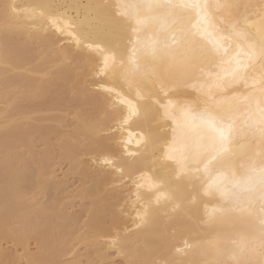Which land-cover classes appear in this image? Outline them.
<instances>
[{"label": "bare ground", "instance_id": "6f19581e", "mask_svg": "<svg viewBox=\"0 0 264 264\" xmlns=\"http://www.w3.org/2000/svg\"><path fill=\"white\" fill-rule=\"evenodd\" d=\"M58 162L82 214L43 201ZM8 239L27 264H264V0H0Z\"/></svg>", "mask_w": 264, "mask_h": 264}, {"label": "rangeland", "instance_id": "374dc122", "mask_svg": "<svg viewBox=\"0 0 264 264\" xmlns=\"http://www.w3.org/2000/svg\"><path fill=\"white\" fill-rule=\"evenodd\" d=\"M44 147L40 146L38 150H42ZM69 166L67 164H60L54 168V174L51 177L50 187H48V191L44 196V202H49L52 199H58L63 201L65 204H68L71 208V213L78 215L81 211L88 207L89 203L87 199H81L76 197L77 191L80 189L81 186L84 184V178L80 176H73L67 175V171ZM55 185V186H54ZM87 186L89 183L86 184ZM57 186V187H56ZM57 191V192H56ZM63 191V192H62ZM63 199V200H61ZM82 214V213H81ZM86 221L87 218L85 217L77 226H73L72 230H76L78 228H82L78 234L75 236H79L81 233L85 232L86 230ZM71 253L64 257V261L67 263H72L74 260L82 259L83 261L86 260V257L92 254V250H88L85 245L80 243L78 240L71 241ZM29 251L31 253H37L38 249L34 241L30 242ZM0 252H5L4 255L6 259H8L9 264H27V261L24 259V252L20 246L15 245L10 239L0 242ZM91 253V254H90ZM10 255V256H9ZM87 255V256H86ZM76 256V258H75ZM8 257V258H7ZM74 257V258H73ZM121 259L113 258L109 262H96L97 264H123Z\"/></svg>", "mask_w": 264, "mask_h": 264}, {"label": "snow or ice", "instance_id": "6c2138e0", "mask_svg": "<svg viewBox=\"0 0 264 264\" xmlns=\"http://www.w3.org/2000/svg\"><path fill=\"white\" fill-rule=\"evenodd\" d=\"M65 27H69L67 21H65ZM62 30L63 29H61L57 25V31H62ZM77 43H79V41H77ZM88 47H92V46L88 45ZM111 61H112V57L109 55H105L104 67L107 68L110 65ZM238 69H239V63L237 62V69L235 70H238ZM105 91H112V89L105 88ZM129 112L130 114H135L134 106H130ZM185 115H186V123L192 129L193 132H195L197 129H200L202 127H207L210 130L216 132L218 137L221 140H224L226 139L227 132H229L231 129V124L227 123L226 121L219 120L217 117H215L214 115L210 113L197 117L193 115L190 110H187ZM129 142H131V139H129ZM137 143H139V141H137ZM104 162L110 163V161H107V160H105Z\"/></svg>", "mask_w": 264, "mask_h": 264}]
</instances>
